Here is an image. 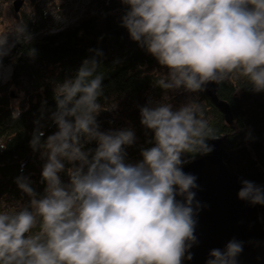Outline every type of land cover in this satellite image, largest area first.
<instances>
[{"label":"clouds","instance_id":"obj_1","mask_svg":"<svg viewBox=\"0 0 264 264\" xmlns=\"http://www.w3.org/2000/svg\"><path fill=\"white\" fill-rule=\"evenodd\" d=\"M121 3L127 6L121 24L130 38L167 69L156 86L196 93L235 74L252 91H264V0ZM14 33L16 42H31L23 22ZM13 46L7 35L0 38V57ZM100 65L95 56L86 58L72 78L55 85L52 119L58 130L42 141L37 128L30 140L33 151L46 158L41 172L46 187L38 196L27 177L16 178L31 199L14 213L0 212V264H182L197 242L192 206L197 177L182 170L187 162L182 155L212 152L207 140L219 135L197 103L176 110L167 103L143 106L140 123L152 132L146 141L152 146L141 149V160L127 162L125 146L135 142L134 132L100 131L96 120L104 109ZM19 115L17 108L12 118ZM92 141L95 149H85ZM241 183L240 199L264 205V189ZM242 250L241 242L231 240L223 251L210 250L206 264H236Z\"/></svg>","mask_w":264,"mask_h":264},{"label":"trees","instance_id":"obj_2","mask_svg":"<svg viewBox=\"0 0 264 264\" xmlns=\"http://www.w3.org/2000/svg\"><path fill=\"white\" fill-rule=\"evenodd\" d=\"M126 8L121 0H90L83 17L56 31H44L43 26H36L43 16L30 22L32 27L25 22L30 18L23 22L31 34V42L25 44L14 40L13 56L2 57L11 65V80L0 85V145H6L0 149V199L8 194L22 199L25 206L29 204L31 198L16 183L19 176L27 177L38 196L43 195L46 187V182L41 179L43 165L36 166L31 162L41 153L33 151L30 140L37 128L44 133L42 141L58 130L52 119L57 107L55 85L72 78L84 59L95 56L101 63L97 71L104 75V96L99 102L104 109L99 114L115 102L163 91L155 85V79L167 69L130 38L128 30L121 24ZM32 48L36 50L34 57L28 55ZM97 51L103 55L97 56ZM24 81L34 92L24 93L22 102H12L8 88H17ZM246 83V79L234 74L230 81L219 84L217 90V96L229 105L234 128L225 122L224 115L203 91L198 92L196 99L202 101L204 119L218 137L224 139L229 167L264 189V98L260 100L259 92L252 91ZM17 108L20 115L14 120L12 113ZM99 130L102 131L100 124ZM150 134L149 139L153 135ZM211 140H207L209 145ZM96 146L92 141L85 145V149H95ZM150 146L146 142L142 148ZM142 148L132 149L130 155L141 160ZM196 155L199 153H185L182 159ZM65 163L66 168L70 166ZM60 176L62 182L68 183L66 172ZM257 207L264 225V205L257 204Z\"/></svg>","mask_w":264,"mask_h":264},{"label":"water","instance_id":"obj_3","mask_svg":"<svg viewBox=\"0 0 264 264\" xmlns=\"http://www.w3.org/2000/svg\"><path fill=\"white\" fill-rule=\"evenodd\" d=\"M22 0H14L17 12ZM219 84L208 82L204 94L224 115L232 128L233 117L226 101L217 96ZM213 151L185 159L182 165L185 173L197 177L193 208L196 210L194 235L197 242L185 252L183 264H206L212 249L224 250L231 240L241 242L242 251L236 257V264H264V225L257 204L238 197V191L245 180L227 164L228 151L223 138L211 140ZM182 199V197H177ZM197 202L199 208L197 209ZM188 253L192 258L187 259Z\"/></svg>","mask_w":264,"mask_h":264},{"label":"rangeland","instance_id":"obj_4","mask_svg":"<svg viewBox=\"0 0 264 264\" xmlns=\"http://www.w3.org/2000/svg\"><path fill=\"white\" fill-rule=\"evenodd\" d=\"M13 1L0 0V38L7 35L8 45H12V42L16 40L14 33L16 26L27 18H30V21L25 22L32 27V21L43 16L40 21L36 22V26H43L44 31H56L83 17L90 3V0H22L19 10L16 12ZM13 53L14 51L11 47L5 56L11 57ZM10 80L11 65L0 57V85L7 84ZM8 90L11 92L12 102L14 103L24 101L25 98L22 99L23 96L34 92L32 88L26 85L25 81L17 88L10 87ZM197 94L198 92H188L183 88L163 90L160 94H157V91H153L151 94H142L135 97L136 99L132 98L128 101L122 100L113 103L103 114H99L100 119L97 122L102 127V131L105 132L121 129H130L134 132L136 140L132 145L125 146V151L127 153L126 161L136 163L139 160L131 156L130 151L142 148L151 135V131L140 123V108L143 106L154 107L160 103L170 104L173 110L193 102H197V104L202 106V101L196 99ZM258 94L260 95V100H263L264 91ZM31 162L36 166L44 165L46 158H42L40 154L38 159H31ZM22 207H25V202L12 195L5 194L0 199V212L14 213Z\"/></svg>","mask_w":264,"mask_h":264}]
</instances>
